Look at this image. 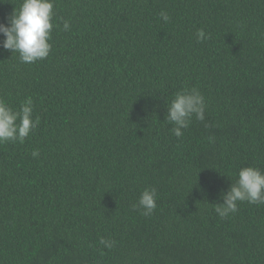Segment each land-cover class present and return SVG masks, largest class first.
Here are the masks:
<instances>
[{
  "label": "trees",
  "instance_id": "1",
  "mask_svg": "<svg viewBox=\"0 0 264 264\" xmlns=\"http://www.w3.org/2000/svg\"><path fill=\"white\" fill-rule=\"evenodd\" d=\"M20 2L0 0V23ZM54 12L46 59L0 48V98L18 110L31 97L40 120L0 145V264H264V205L214 211L240 168L264 172V0H55ZM184 87L204 96L205 121L177 138L165 116ZM148 186L144 216L132 205Z\"/></svg>",
  "mask_w": 264,
  "mask_h": 264
},
{
  "label": "clouds",
  "instance_id": "2",
  "mask_svg": "<svg viewBox=\"0 0 264 264\" xmlns=\"http://www.w3.org/2000/svg\"><path fill=\"white\" fill-rule=\"evenodd\" d=\"M55 0H21L19 7L7 17V25L0 23V48L17 53L21 63L32 64L44 60L51 52V33L54 27L53 17ZM160 19L167 23L170 16L166 11L159 13ZM69 21H63V30H70ZM198 42L209 38L203 29L196 32ZM34 103L31 97L25 98L19 109H14L0 98V145L6 143H24L40 123L39 117L33 118ZM206 102L198 88H181L168 102L165 120L172 125V134L179 138L189 128L193 118L205 121ZM207 126V125H205ZM211 139V138H210ZM31 156L36 159L40 152L34 149ZM157 190L145 187L135 204L134 209L144 216H150L156 209ZM222 203L214 205V211L220 218L228 217L238 211V203L247 202L253 205H264V172L259 168L245 166L238 170L234 182L228 190L220 194ZM99 243L104 249H112L116 242L101 238Z\"/></svg>",
  "mask_w": 264,
  "mask_h": 264
}]
</instances>
